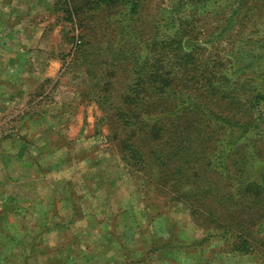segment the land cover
<instances>
[{"label":"rangeland","instance_id":"rangeland-1","mask_svg":"<svg viewBox=\"0 0 264 264\" xmlns=\"http://www.w3.org/2000/svg\"><path fill=\"white\" fill-rule=\"evenodd\" d=\"M138 1L145 11L131 20L126 3L0 0V264H264L263 245L243 254L229 238L247 229L259 242L264 230L252 223L260 215L264 223V193L223 186L209 164L213 143L199 140L209 127L200 137L192 128L181 146L157 144L139 122L164 115L131 99L142 43L171 16L189 14L191 0ZM212 13L197 16L208 32ZM251 15L236 38L260 46L264 9L257 3ZM217 44L209 41L207 51L225 57L233 48ZM230 61L226 77L248 80L237 86L241 98L247 88L264 89L262 72ZM208 95L195 92L182 103L169 97L170 106L179 103L175 123L202 122ZM193 103L199 110L183 113ZM261 103L255 112H264ZM253 134L242 136L227 162L257 180L264 169L246 156ZM155 150L165 151L167 164Z\"/></svg>","mask_w":264,"mask_h":264},{"label":"trees","instance_id":"trees-1","mask_svg":"<svg viewBox=\"0 0 264 264\" xmlns=\"http://www.w3.org/2000/svg\"><path fill=\"white\" fill-rule=\"evenodd\" d=\"M96 1L102 4L112 3V6L126 3L131 20H134V16L140 11H145V8H140L138 0ZM257 3L264 9V0H191L189 14L184 12L185 8L179 9L178 11L184 14H176L178 17L171 16L164 21L166 23L161 25L157 34H152L144 40L142 45H145L146 54L139 62L138 68L133 70L134 78L130 84L131 99L140 100L136 105H144L145 109L151 104L153 109L164 114L155 120L154 124L157 123L155 126L147 123L143 117L139 119V122L148 129L151 127L152 139L157 141V144L161 142L173 144L176 140L177 144L185 145L191 140L192 128L200 132V137L202 133L200 128L204 130L209 127L210 134L199 138L204 143L201 144L203 147L210 142L213 143L209 150L211 157L209 164L212 168L218 167L223 174V186L236 188L238 195L244 194V190L247 193H264V176H259L257 180L250 179L244 169L235 174L232 165L227 162L230 153L240 146L244 139L242 136L252 131L254 134L248 144L246 156L257 165V169H264V112H255V107L258 111L260 102L264 107V89L259 86L255 90H252V87L247 88L241 93H245L244 99L241 98L236 92L237 86L242 85V88L248 80H232L226 77L224 61L229 62L231 59L232 66L241 59L243 64L249 63L245 67L250 68L253 73L262 72L260 81L264 84V33L257 40L260 41V46L252 45L249 42L250 37L236 38L237 30L251 20V13L254 12ZM198 12L203 14L209 12L217 17L213 27L215 30L210 33L203 29L198 23ZM163 26L166 27L165 30ZM136 41L141 43L140 40ZM209 41L212 48H216V44L219 45L221 41H225V44L233 48L224 57L218 50L207 51ZM195 92L209 94L208 97L214 96L206 107L207 113L202 119L206 126L193 119L185 123H175L171 113L179 103L173 102L170 106L168 98L173 97L182 103L185 99L183 96L189 97ZM157 102L162 106L156 107ZM187 104L190 105V102ZM192 106L193 108H184L183 113L199 110L197 104L193 103ZM130 110L126 112L129 113ZM219 130H223V137H213L214 132ZM129 133L135 134V131ZM132 138L133 142L129 148H134L132 151L137 153L136 148L139 146L135 143V135H132ZM152 155L161 164H167L168 158L164 150H155ZM245 164L246 161L242 162V165ZM261 218L262 215L254 218L252 225L264 230ZM247 233V229H244L236 236L229 237L233 240L232 251L246 254L254 249V243L264 246V235L257 242Z\"/></svg>","mask_w":264,"mask_h":264}]
</instances>
